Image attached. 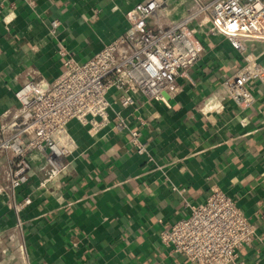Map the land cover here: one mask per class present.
<instances>
[{"label":"crops","instance_id":"obj_1","mask_svg":"<svg viewBox=\"0 0 264 264\" xmlns=\"http://www.w3.org/2000/svg\"><path fill=\"white\" fill-rule=\"evenodd\" d=\"M97 1L103 4L98 17L92 12ZM132 1L10 0L0 22V114L12 106L25 67L47 73L58 64L61 45L85 57L119 32ZM54 18L59 24L52 36ZM216 41L193 68L194 82L169 105L147 101L137 111L122 109L129 127L148 141L144 154L117 129L107 127L90 140L74 128L81 154L63 191L34 189L25 213L32 264H193L161 246L155 231L186 215L185 201L200 202L215 187L232 194L257 224L240 259L264 264V82L254 81L256 100L249 107L229 98L222 81L243 58L226 39ZM210 94L221 99V109L198 108ZM30 158L33 178H40L43 159L36 152ZM13 225L1 195L0 264L18 254Z\"/></svg>","mask_w":264,"mask_h":264},{"label":"built area","instance_id":"obj_2","mask_svg":"<svg viewBox=\"0 0 264 264\" xmlns=\"http://www.w3.org/2000/svg\"><path fill=\"white\" fill-rule=\"evenodd\" d=\"M178 1L184 2L182 9ZM9 4L0 0V22ZM92 12L103 15L101 1ZM124 17L119 32L85 57L61 45L55 51L58 64L47 73L25 67L12 106L0 114V196H6L12 228L19 233L18 254L8 264H32L25 213L34 189L63 191L81 154L74 128L90 140L101 138L107 127L117 129L127 134L135 153L144 154L148 141L140 129L129 127L122 109L137 111L147 101L169 105L194 82L193 68L218 37L243 58L223 79L224 90L242 107L256 100L254 81L264 82V0H133ZM58 24V18L51 20L52 36ZM220 101L210 94L198 108L221 109ZM34 152L43 159L37 179ZM185 206L186 215L155 231L161 246L193 264H253L241 260L240 251L251 244L257 224L232 194L215 187L202 201Z\"/></svg>","mask_w":264,"mask_h":264},{"label":"water","instance_id":"obj_3","mask_svg":"<svg viewBox=\"0 0 264 264\" xmlns=\"http://www.w3.org/2000/svg\"><path fill=\"white\" fill-rule=\"evenodd\" d=\"M165 96H166L167 98H169L168 95H165Z\"/></svg>","mask_w":264,"mask_h":264}]
</instances>
